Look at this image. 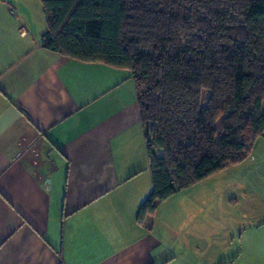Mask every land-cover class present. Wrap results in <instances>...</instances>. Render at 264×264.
Listing matches in <instances>:
<instances>
[{
	"label": "crops",
	"instance_id": "1",
	"mask_svg": "<svg viewBox=\"0 0 264 264\" xmlns=\"http://www.w3.org/2000/svg\"><path fill=\"white\" fill-rule=\"evenodd\" d=\"M44 30L38 0H0V264H264V207L212 217L179 190L137 218L152 183L129 73Z\"/></svg>",
	"mask_w": 264,
	"mask_h": 264
},
{
	"label": "trees",
	"instance_id": "2",
	"mask_svg": "<svg viewBox=\"0 0 264 264\" xmlns=\"http://www.w3.org/2000/svg\"><path fill=\"white\" fill-rule=\"evenodd\" d=\"M39 2L43 48L129 73L152 183L138 219L264 136V0Z\"/></svg>",
	"mask_w": 264,
	"mask_h": 264
},
{
	"label": "rangeland",
	"instance_id": "3",
	"mask_svg": "<svg viewBox=\"0 0 264 264\" xmlns=\"http://www.w3.org/2000/svg\"><path fill=\"white\" fill-rule=\"evenodd\" d=\"M207 95L202 92L203 101ZM183 190V196L190 194L194 200L210 201L212 217L235 216L241 209L250 212V206L264 207V136L256 139L241 162L229 164Z\"/></svg>",
	"mask_w": 264,
	"mask_h": 264
},
{
	"label": "built area",
	"instance_id": "4",
	"mask_svg": "<svg viewBox=\"0 0 264 264\" xmlns=\"http://www.w3.org/2000/svg\"><path fill=\"white\" fill-rule=\"evenodd\" d=\"M10 12H11L12 14H14V12H15V8H14V7H11V8H10Z\"/></svg>",
	"mask_w": 264,
	"mask_h": 264
}]
</instances>
